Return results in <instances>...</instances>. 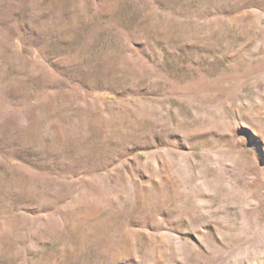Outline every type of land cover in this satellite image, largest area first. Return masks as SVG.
Masks as SVG:
<instances>
[{
  "label": "rangeland",
  "instance_id": "rangeland-1",
  "mask_svg": "<svg viewBox=\"0 0 264 264\" xmlns=\"http://www.w3.org/2000/svg\"><path fill=\"white\" fill-rule=\"evenodd\" d=\"M0 264H264V0H0Z\"/></svg>",
  "mask_w": 264,
  "mask_h": 264
}]
</instances>
